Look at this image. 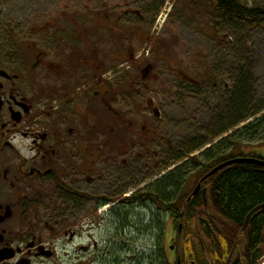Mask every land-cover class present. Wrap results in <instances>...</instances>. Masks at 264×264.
<instances>
[{"label":"flooded vegetation","instance_id":"flooded-vegetation-1","mask_svg":"<svg viewBox=\"0 0 264 264\" xmlns=\"http://www.w3.org/2000/svg\"><path fill=\"white\" fill-rule=\"evenodd\" d=\"M49 11L34 40L0 36V264H225L232 252L231 264L238 245L210 199L214 174L196 166V137L185 146L157 127L169 96L196 95V76L163 58V80L148 63L144 84L120 82L116 62L139 61L116 39L134 30L133 19ZM163 12L229 11L206 0H141L124 14ZM102 31L112 33L107 56ZM152 90L164 104L144 98ZM136 156L149 163L137 168Z\"/></svg>","mask_w":264,"mask_h":264},{"label":"rangeland","instance_id":"rangeland-1","mask_svg":"<svg viewBox=\"0 0 264 264\" xmlns=\"http://www.w3.org/2000/svg\"><path fill=\"white\" fill-rule=\"evenodd\" d=\"M241 1L248 5L254 3L264 5V0ZM134 2H141V0H0V36H7L10 41L34 40V30L38 28L37 25L48 23L49 9L52 7L56 8L57 12H67L72 15L77 13L83 15L86 10L90 12L109 11L110 13L107 12L108 20L116 17L122 25L128 24L129 18L133 19L134 30L131 33V30L126 31V36H119V38L116 36V39L122 50L130 49L139 61L134 69H130V65L123 60L116 62L117 70H120L118 74L120 82L122 79H127V81L136 82V85L144 84L141 81L139 69H144L148 63L153 64L155 76L163 80L162 77H165L167 72V65L163 58H169L175 61L182 71L189 73L192 77L196 76V81L206 88L204 93L198 92L196 95L183 93L177 97H168L166 116L159 118L157 127L160 134L168 133L167 136L171 141L173 137L175 141L179 140V142L188 144L196 137L197 132L201 136L200 126L207 124L209 114L215 108L216 100L230 89L233 65L241 67L244 64V67L251 68L257 100L264 103V27L249 28L244 23L238 24L235 21H229L230 24L225 26L221 20L218 21L206 15L189 17L182 14H171L166 16L163 12L158 16L146 15L140 18L139 15H133L129 17L124 12L133 7ZM57 18L59 19L58 16ZM88 21L93 23L89 16ZM100 34L104 53L107 56L112 50L110 43L112 33L102 31ZM105 75L108 76L107 73ZM148 86L152 89L161 88L155 81ZM152 91L144 98H152L155 99L156 104H164L167 96L161 95L160 91ZM120 98L121 103L126 105L124 108H127L126 97L121 94ZM144 98L138 95L136 101L134 100L136 106L145 107ZM141 109L144 112L138 110V113L144 117L147 116L146 110ZM122 113L130 115L131 110L128 109ZM150 114L155 119L152 111ZM167 119L168 123H165ZM111 135V133L107 134V136ZM226 135L214 139L212 143L207 141L196 151V154L207 150ZM242 148L244 151L250 150L249 153L264 160V139L252 141ZM136 157L134 162L137 168H143L149 163L150 159ZM96 168L100 169V172L103 171L102 174L105 175L109 172V169L103 170L102 164ZM262 263L263 258H260L257 264Z\"/></svg>","mask_w":264,"mask_h":264},{"label":"trees","instance_id":"trees-1","mask_svg":"<svg viewBox=\"0 0 264 264\" xmlns=\"http://www.w3.org/2000/svg\"><path fill=\"white\" fill-rule=\"evenodd\" d=\"M206 2L229 11L228 14L212 16L225 26L230 24L229 21H235L249 28L264 27V5H248L241 0ZM243 65L232 66L230 89L216 100L207 124L200 126L203 134L200 136L197 132L196 149L203 147L207 141L212 143L214 139L227 134L196 157V166L202 172L235 157L258 158L242 147L264 139V103L257 100L251 68ZM205 89V86L196 85V93H204ZM240 124L243 125L238 127ZM209 182L212 185L210 199L215 204L216 214L231 224L232 243L238 245L239 256L231 264H257L264 255V239L261 240L264 236V210L253 214L244 231L241 228L246 214L264 203V167L236 163L216 172ZM176 208L170 207L173 210Z\"/></svg>","mask_w":264,"mask_h":264},{"label":"water","instance_id":"water-1","mask_svg":"<svg viewBox=\"0 0 264 264\" xmlns=\"http://www.w3.org/2000/svg\"><path fill=\"white\" fill-rule=\"evenodd\" d=\"M236 163H248V164H254L257 166L264 167V160L263 159H258L255 157H235V158L226 160V161L218 164L217 166H215L213 169H211L209 171V173L207 175H205L204 178L209 177V176L215 174L216 172L222 170L223 168L231 166V165L236 164ZM197 189H198V187L196 188V191H197ZM260 210H264V203L257 205L246 215V217L243 221L242 228H241L242 231H244L246 229V227L250 221V218L253 216V214L260 211ZM231 256H232V252L228 255V258H227L225 264H229V262L231 260ZM262 264H264V256H263V263Z\"/></svg>","mask_w":264,"mask_h":264}]
</instances>
